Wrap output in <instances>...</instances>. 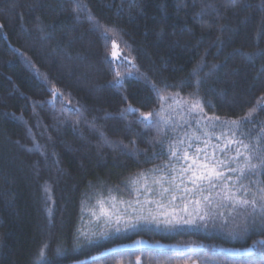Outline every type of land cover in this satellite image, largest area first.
<instances>
[{
  "label": "trees",
  "instance_id": "obj_1",
  "mask_svg": "<svg viewBox=\"0 0 264 264\" xmlns=\"http://www.w3.org/2000/svg\"><path fill=\"white\" fill-rule=\"evenodd\" d=\"M262 105L264 0H0V264H261L244 251L259 229L229 232L251 211L236 199L259 204L264 189ZM253 109L252 122L231 123ZM198 120L249 149L219 152L241 155L199 192L195 220L159 217L148 195L133 223L82 224L98 195L135 203L131 183L157 169L170 183L172 151ZM246 151L255 172L230 171ZM140 236L175 244L115 247Z\"/></svg>",
  "mask_w": 264,
  "mask_h": 264
},
{
  "label": "rangeland",
  "instance_id": "obj_2",
  "mask_svg": "<svg viewBox=\"0 0 264 264\" xmlns=\"http://www.w3.org/2000/svg\"><path fill=\"white\" fill-rule=\"evenodd\" d=\"M197 126L195 128L186 131L183 133L179 140L184 141V144L178 143L177 146L174 148L176 149H184L187 147L189 143L193 145L191 148H187V152L189 156L197 157L204 163H209L211 167V160L213 158L217 159L216 156L219 154L221 149H225V144L227 143L228 139H232L231 134L229 132H215L213 128L210 126H201V120H198ZM195 133V136H193ZM205 133L207 135H205ZM217 135V136H216ZM199 137L197 140L196 137ZM215 136L218 139L216 143V148L212 147L211 140H215ZM210 142V144H209ZM230 145V144H229ZM228 145V146H229ZM227 146V148H228ZM200 149V153L197 154L194 149ZM226 148V149H227ZM182 151H177V156H182ZM207 155L208 160H203V157ZM171 159L173 163L176 164L177 162L181 163V165L176 168L174 174H172L170 183L164 185L162 181L158 180L157 178L161 179V176H165V174L161 173L162 170L157 169V171L150 172L149 174H144L142 180L131 183V190L134 194H136L137 201L125 199V197L120 198L118 195L110 192L106 196H97V198H93V203L89 212V218L82 224L89 226V222L92 223V226L96 224L100 225V222L108 224V223H116V225H123L126 223L130 218H133L131 221H134L135 215L139 212L133 210L134 204L135 206L140 205V202L143 200L142 198L150 196V199L154 205L153 213L160 212L159 217L163 216L164 218L171 217L170 220L173 221H180L178 219L179 214H186L191 220H195L198 216V205H200L203 201L200 193L202 192L204 186L209 185L208 180H204L203 182L197 181L196 185L194 186L192 180L190 179L192 172H182L183 168H186L191 161H184V160H177L176 157L171 155ZM218 160V159H217ZM175 166V165H174ZM195 167V166H194ZM220 168V167H219ZM219 168L217 169L219 171ZM170 171V169H169ZM167 171V173L169 172ZM203 171V169H200ZM172 172V171H171ZM199 174V172L197 173ZM163 178V177H162ZM175 179V180H172ZM165 181V178H163ZM216 178L213 177L212 181H215ZM168 188V189H167ZM200 188V189H199ZM167 189V191H165ZM200 192V193H199ZM203 196V195H202ZM148 200V199H147ZM150 201V200H149ZM168 203V204H167ZM95 213V215H93ZM134 214V215H133ZM156 214V213H155ZM133 216V217H131ZM85 220V217H84ZM137 220V219H136ZM107 221V223H106ZM138 222V221H137ZM112 223V224H114ZM144 223V222H141ZM140 223V224H141ZM138 225V223H136ZM175 244L174 242H167L163 239H152L145 236H140L134 240L125 241L118 243L115 247L118 248H128V247H136L139 245H172ZM231 251H238L237 249H229Z\"/></svg>",
  "mask_w": 264,
  "mask_h": 264
},
{
  "label": "snow or ice",
  "instance_id": "obj_3",
  "mask_svg": "<svg viewBox=\"0 0 264 264\" xmlns=\"http://www.w3.org/2000/svg\"><path fill=\"white\" fill-rule=\"evenodd\" d=\"M104 32L107 33L108 29L105 28ZM106 39H110V37H108L106 35ZM116 55H117L116 53H112L111 55H109V57H108L109 61L112 63H116V62L126 60V57H120L119 60H117ZM114 70L116 71V78L114 81V86H116L120 83L121 73L119 72L118 69H114ZM126 75L132 76L133 74L131 72H127ZM157 92L159 94L160 90L157 89ZM161 99H167V97H164L161 94ZM185 103L189 105L190 111L203 112V108H202L199 100H194L191 102L185 101ZM262 107H264V105H262ZM131 110L133 112L137 111L136 109H131ZM254 111H255L254 109L250 110L244 117L240 118L239 120H233L231 123L238 128V127H240L241 124L252 122ZM152 115H153L152 113L142 114L144 120H149L152 117ZM215 119L219 120L220 118L216 117ZM196 122L199 123V121H196ZM205 135H207V134L205 133ZM193 136H195V133H193ZM196 139L198 140L199 137L197 136ZM179 143L184 144L185 142L179 141ZM229 144H239L243 148L249 149V145L244 144L243 140L228 139L227 143L225 144V148H227V146ZM191 147H193V145L191 143H189L187 145V147L184 149L178 148L176 150H173L172 155L174 157H176L178 161L179 160L191 161L186 168L182 169V172H188V171L192 172L190 179L192 180L194 186L196 185L197 181L203 182L204 180H208L209 183H211L213 177H215L216 179L222 178L223 172L218 171L217 169L219 167H226L228 163L235 160L236 157H239L241 155L239 148H237L235 157H229L228 161L217 160V159L213 158L210 162L211 163V167H210L209 163H204L200 159H198L197 157H192V156L188 155L187 148H191ZM169 148L171 150L172 145H169ZM177 151H182L183 155L177 156ZM194 151L197 154H199L201 150L197 148V149H194ZM221 151H223V149H221ZM250 151H254V149H250ZM243 155L245 156V160H244L243 165L239 166L238 168L230 169V171L239 172L241 176L244 175V170L246 168L254 173L255 169L258 167V165L251 163L252 156L249 154L248 151H246ZM257 158L260 159V163L262 165H264V157H257ZM203 160H208V156L205 155L203 157ZM200 169H203V171H200ZM198 172H199V174H197ZM241 187L245 189V192L248 191L244 185H241ZM239 190L240 189H237V191H239ZM165 191H167V189H165ZM260 192L262 193V195L259 197V204H258L256 198H253V199H236V201H235L236 204L240 205L241 207L251 208V211L247 212V214L244 217L241 224L236 225L235 227H233L231 229V231L229 232V235L232 236L233 238H243L250 231H253L256 229H259L260 233L262 235H264V189H260ZM253 196H254V194H253ZM205 199H207V198H205ZM229 199H232V198L229 197ZM93 215H95V213H93ZM203 219H204V217L202 216L201 220H203ZM106 223H107V221H106ZM184 223H194V222L193 221H184ZM204 226L207 227V224H205ZM115 231L119 232V231H121V229L115 228ZM108 235H109V233L107 231H101L98 238L103 239ZM93 236H96V234L94 233ZM88 242L92 243L94 241L89 240ZM48 247H49V245L47 243H45L42 246V248L40 249V252L38 254V257H37L38 262L49 259L46 255V250L48 249ZM62 251H63V249L60 248L59 246H57V248L55 249V255L58 256V255L62 254ZM110 251H114V249L110 250ZM244 251L248 252L249 254H253L255 252H258L260 257H261V264H264V239H260V240L256 241L254 243L253 247L245 248ZM117 264H122V262L118 261Z\"/></svg>",
  "mask_w": 264,
  "mask_h": 264
}]
</instances>
